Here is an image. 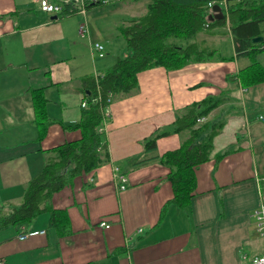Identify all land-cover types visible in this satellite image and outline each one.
I'll return each instance as SVG.
<instances>
[{"label":"crops","instance_id":"0c3cea01","mask_svg":"<svg viewBox=\"0 0 264 264\" xmlns=\"http://www.w3.org/2000/svg\"><path fill=\"white\" fill-rule=\"evenodd\" d=\"M129 2H137L141 10L127 17L146 13V1ZM95 8L86 15L62 17L43 13L35 0H0V206L19 205L28 183L43 169L47 151L81 137L80 130L64 125L81 118L84 77L104 71L124 52V41L119 34L107 33L110 25L99 24ZM82 23H87L91 38L79 34ZM214 32L199 35L198 41L220 53L227 45L231 60L144 70L138 75L139 89L114 100L104 136L109 162L77 176L52 196V205L67 211L71 232L59 234L47 213L0 231V261L245 264L264 252L253 218L264 189V119L259 118L264 116V82L248 89L229 83L227 76L248 66L251 59L236 56L229 28ZM114 38L120 41L119 50ZM102 40L107 51L99 58L93 42ZM257 60L264 64V52ZM229 87L236 101L215 109L205 121L218 120L232 108L238 111L215 136L211 158L196 168L190 206L171 204L163 212L174 197L169 168L159 159L133 166L144 157L143 140L171 125L187 105ZM39 88H44L48 115L54 119L40 141L31 93ZM187 137L183 132L159 138L155 155L179 148ZM228 148L233 151L218 158ZM115 165L128 174L124 191L117 189ZM103 220L110 228L100 225ZM32 231L45 233L19 239Z\"/></svg>","mask_w":264,"mask_h":264},{"label":"trees","instance_id":"16d2710c","mask_svg":"<svg viewBox=\"0 0 264 264\" xmlns=\"http://www.w3.org/2000/svg\"><path fill=\"white\" fill-rule=\"evenodd\" d=\"M110 1L116 0H85L83 6L87 13L91 8ZM141 1H146V13L125 18L119 28L120 40L125 43L124 52L104 71L83 79L81 118L75 124L64 125L66 129L80 130L81 137L47 151L50 155L43 169L25 188L22 202L19 205L0 206V231L30 223L47 213L50 225L59 234L70 233L67 211L55 208L52 196L71 185L77 176L90 173L109 162L110 154L104 145L105 131L99 129L105 127V110L112 101L138 90V75L144 70L155 67L175 70L193 62L231 60L232 57L223 56L219 49L199 42V35L217 34L214 32L216 28H229L236 56H246L251 63L235 75L227 76V81L236 82L245 89L264 82V64L257 60V56L264 52V0ZM214 4H223L224 17L211 21L209 18L214 14ZM81 9V5L64 4L62 12L57 15H82ZM259 36L263 40L254 43L253 38ZM106 51L104 46L103 57ZM231 92L229 87L219 94L187 105L176 113L171 125L158 128L143 140L144 157L135 161L133 166L159 159L169 168L168 180L172 184L174 197L164 206L163 212L171 204L180 208L190 206L197 185L196 168L211 158L215 136L222 131L229 115L238 110L232 108L218 120H198L207 118L220 106L236 101ZM31 93L35 109L34 124L39 129L37 140L40 141L54 119L48 115L49 99L44 88L33 89ZM183 132H187L188 137L179 148L167 151L162 156L155 155L159 138ZM232 151V148H228L218 158Z\"/></svg>","mask_w":264,"mask_h":264},{"label":"built area","instance_id":"2783aa9c","mask_svg":"<svg viewBox=\"0 0 264 264\" xmlns=\"http://www.w3.org/2000/svg\"><path fill=\"white\" fill-rule=\"evenodd\" d=\"M39 6V9L46 14H58L62 12L64 4H71V5H81L82 9L80 10V13L82 15H86V10L84 8V1L85 0H35ZM215 5V4H214ZM213 5V6H214ZM212 6V4H210ZM86 23H83L79 27V34L82 37H85V35H88V28L86 27ZM94 50L97 52L98 57L104 56V45L97 42L94 45ZM113 103V101H112ZM112 105V104H111ZM111 105H109L108 108L105 110V125L107 124V121L110 119V108ZM261 120L264 119V116L259 117ZM199 122L205 121V118H201L198 120ZM99 131H105V127H100ZM113 177L117 186V189L119 191H124L129 186V177L128 174L125 173L119 166L113 167ZM253 218H254V224L257 229V233L259 236L264 240V189L260 190V204L259 206L254 210L253 212ZM102 227L108 229L110 228V224L103 220L100 224ZM38 233H45V231H32V232H26L19 235V239L24 240L30 235L38 234ZM246 258V256H244ZM0 264H4L3 261H0ZM245 264H264V252L261 255L255 256L248 261L245 262Z\"/></svg>","mask_w":264,"mask_h":264},{"label":"rangeland","instance_id":"374dc122","mask_svg":"<svg viewBox=\"0 0 264 264\" xmlns=\"http://www.w3.org/2000/svg\"><path fill=\"white\" fill-rule=\"evenodd\" d=\"M131 1H134V0H131ZM222 6H223V4H221V7ZM95 9H96L95 11H99L98 12L99 17H97L99 24L101 25V23H104L105 27L110 25L109 27L111 29H109V31L107 33H109L111 36H114L113 34L116 33V34H119L120 37H121V32H120L119 28L122 26V22H124V19L130 15L131 16L137 15V13H140L139 11L141 10V8L139 6H137V2H136V4H132L131 2H129V0H122L121 2H118V4H115V1H110L109 4H107V5L103 4V5L98 6V7L96 6ZM223 12H224V10H223ZM93 13L96 14L95 12H93ZM86 27L89 28L88 25H86ZM107 30H108V28H107ZM85 38H91V34H90L89 29H88V35H85ZM102 41L105 45V40H102ZM120 41H123V40H120ZM120 41H118L117 38H114L113 44H114V46H116V48L121 47ZM97 42L98 41L93 42V49H94L95 43H97ZM223 44L225 45V41ZM226 47H227V49H229V47L227 45H226ZM227 49L226 48L222 49L221 54L223 56H226V54H229ZM95 53L97 54L96 51H95Z\"/></svg>","mask_w":264,"mask_h":264},{"label":"water","instance_id":"95a60500","mask_svg":"<svg viewBox=\"0 0 264 264\" xmlns=\"http://www.w3.org/2000/svg\"><path fill=\"white\" fill-rule=\"evenodd\" d=\"M213 11H214V14H212L210 16V20L213 21V20H217V19H221L224 17V12H223V9L221 8L220 5H214L213 6ZM53 18H56V16H54ZM263 40V37L262 36H259V37H255L253 38V42L254 43H257V42H260Z\"/></svg>","mask_w":264,"mask_h":264}]
</instances>
